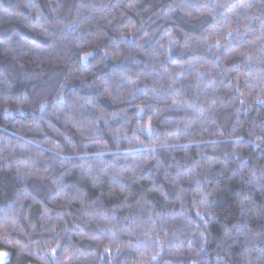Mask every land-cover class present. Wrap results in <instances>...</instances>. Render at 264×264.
I'll list each match as a JSON object with an SVG mask.
<instances>
[{"label": "trees", "instance_id": "16d2710c", "mask_svg": "<svg viewBox=\"0 0 264 264\" xmlns=\"http://www.w3.org/2000/svg\"><path fill=\"white\" fill-rule=\"evenodd\" d=\"M32 25H56L61 44ZM13 31L59 58L45 79L94 64H68L87 39L135 51L106 62L95 87L70 79L64 100L49 97L63 122L22 138L9 128L14 155L0 140L3 264H225L264 249V0H0V41ZM17 72L0 45V102L30 91L11 86ZM113 87L155 96L159 118L107 119L117 107L105 97L101 119L81 99ZM134 104L119 107L131 116ZM35 169L41 180L23 177Z\"/></svg>", "mask_w": 264, "mask_h": 264}, {"label": "clouds", "instance_id": "9594fccd", "mask_svg": "<svg viewBox=\"0 0 264 264\" xmlns=\"http://www.w3.org/2000/svg\"><path fill=\"white\" fill-rule=\"evenodd\" d=\"M198 7H207V5H200ZM189 15H191V13H189ZM24 19L28 20V18ZM28 22L30 23V21ZM71 23L79 25L80 22L79 20H73ZM32 31L38 32L41 36L49 35L53 40H56L54 35L57 31L56 25H49L44 28L32 25ZM127 35V31L122 34L125 38ZM141 39H143V37H141ZM44 43L46 42L39 41L35 36L29 40L26 36H23L16 31H13L6 40L0 41V45H3L7 55L11 56L13 60L16 61V66L18 68L17 75L11 79V86L14 87L17 84H22L25 89H30V91L22 92L18 102H0V140L5 141L3 150H9L10 154L13 155L15 149L19 147L20 142L19 139H17V141L13 143L9 139L7 135L9 128L15 131L17 137L22 138L26 133L39 131L42 127V122L45 119L52 120L55 118L63 122V113L46 111V109L53 103V101L49 100V97L54 96L57 101L64 100L69 91L67 89V84L70 79L73 81H81L79 85L81 89L95 87L96 74L102 69V66L106 65V62L131 56L135 51L132 48L110 49V47L106 46V44L101 40L87 39L80 44L77 51L72 54L73 56L78 55L79 59L73 61L72 58L69 57L68 64H72L73 66L79 65L82 61H87L90 57L95 60L94 64L90 67L85 66L84 71H80L77 67L74 72L69 73L68 75H62L61 70L60 74L45 79L48 74L44 71V68L49 64L57 63L59 58L51 55L44 57L42 53L47 50L41 47ZM56 43L59 46L61 41L56 40ZM129 43L131 44L134 42L129 41ZM13 44H15V47H12ZM85 48L88 50L85 51ZM37 53L41 54L38 55ZM85 57H87V59H85ZM0 76H3L5 85H8L9 77L3 73H0ZM121 79H128V77H121ZM71 91H75V89H71ZM105 97L111 100L117 107V111L107 114V119H112L113 117L119 115L130 121L133 117L146 111L152 112L154 117H157V119L159 118L158 112L153 111L159 103V101L156 100V97H149L147 94L141 97L132 90L113 87L105 89L104 94L94 100H88L83 97L81 99L84 103L92 106L97 111L101 119H104L105 114L100 113L99 109H96V105L103 103ZM125 102H135L134 106L136 107V112L132 113L131 116H129L127 110L119 107ZM77 103H79V101H77ZM70 107H74V105H70ZM29 116L33 121L32 124H23L18 119V117L27 118ZM233 131H235V129ZM137 134H144L143 121L135 125L134 135ZM64 139L68 141V146L74 147L71 139L67 135L64 136ZM259 143L264 144V137L260 138ZM55 147L56 151H53L48 160L49 166L53 169L62 167L63 161L65 160L63 152L60 150L59 146L57 145ZM41 173V169H35L31 172L24 173L23 177H35L36 180L39 181L42 179ZM44 174L50 176V173L45 172ZM260 239H264V237H260ZM225 264H264V249L257 250L254 248H246L245 253L238 261L226 259Z\"/></svg>", "mask_w": 264, "mask_h": 264}, {"label": "rangeland", "instance_id": "374dc122", "mask_svg": "<svg viewBox=\"0 0 264 264\" xmlns=\"http://www.w3.org/2000/svg\"><path fill=\"white\" fill-rule=\"evenodd\" d=\"M6 260V256L3 252H0V264H3Z\"/></svg>", "mask_w": 264, "mask_h": 264}, {"label": "snow or ice", "instance_id": "6c2138e0", "mask_svg": "<svg viewBox=\"0 0 264 264\" xmlns=\"http://www.w3.org/2000/svg\"><path fill=\"white\" fill-rule=\"evenodd\" d=\"M219 43V41H217V44ZM85 59H87V57H85ZM261 103L262 104H264V101H261ZM149 127H150V125H149Z\"/></svg>", "mask_w": 264, "mask_h": 264}]
</instances>
